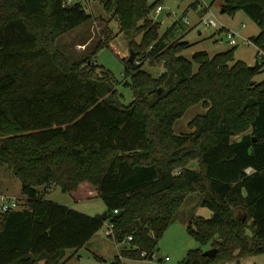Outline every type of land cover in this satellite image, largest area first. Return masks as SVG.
Segmentation results:
<instances>
[{
	"label": "trees",
	"instance_id": "1",
	"mask_svg": "<svg viewBox=\"0 0 264 264\" xmlns=\"http://www.w3.org/2000/svg\"><path fill=\"white\" fill-rule=\"evenodd\" d=\"M100 1L137 56L122 59L133 91L128 105L108 70L90 58L71 62L57 45L92 20L81 3L0 0V185L6 166L24 202L0 212V264H65L64 250L84 248L106 220L45 196L55 187L75 193L85 183L104 201L115 240L132 237L110 264L147 258L193 194L213 215L187 229L217 254L190 250L181 264H240L264 253V81L254 80L264 62L236 60V47L188 59L183 51L193 44L160 35L151 14L160 1ZM223 1V12L242 10L260 26L251 41L264 54V0ZM147 58L161 60L164 71L144 70ZM195 105L206 112L190 122V133L176 134V122Z\"/></svg>",
	"mask_w": 264,
	"mask_h": 264
},
{
	"label": "rangeland",
	"instance_id": "2",
	"mask_svg": "<svg viewBox=\"0 0 264 264\" xmlns=\"http://www.w3.org/2000/svg\"><path fill=\"white\" fill-rule=\"evenodd\" d=\"M159 1L162 10L167 11L160 26V35L168 34V43L174 41L192 43L193 46L183 51L186 58L190 59L198 51L204 50L213 56L221 51L236 47V60L243 61L249 66L264 62V54L260 53L251 41L252 37L260 33V26L244 11L238 10L233 14L223 12L225 6L223 0H148V3L153 4ZM75 2L82 4L86 13L92 16V20L60 37L57 42L59 49L66 54L71 62H81L90 58L100 68L108 70L110 75L120 83L118 92L122 95V103L130 104L133 100V91L125 85V66L122 61V59L129 60L130 47L124 34L119 30L118 22L112 12L105 10V5L100 0H75ZM201 5H205L208 9H202ZM206 14L217 21L216 27H207L200 22ZM185 16L188 17V23L181 21ZM227 29L239 34L238 46H233L228 42L225 34ZM106 40L110 42L109 45L94 54L99 43H105ZM137 41H141V36L137 38ZM141 65L144 70L154 76L164 71L163 62L154 58H147L141 62ZM254 80L258 83L263 82L264 71L257 74ZM205 112L206 110L202 105L189 108L184 117L176 122L174 126L176 134L190 133L192 131L189 126L190 122L194 117ZM190 168L197 169V163L192 162ZM84 185L94 188L88 183ZM81 187L82 185L79 188L83 191L81 194H77V192L65 193L60 188L55 187L46 194L45 198L90 216L95 217L104 213L106 211L104 201L99 197H92L89 189L86 190L85 187ZM0 192L18 199L23 198L21 182L6 166L1 167ZM20 203V209H23L24 202L20 200ZM238 211L241 212L242 210L238 209ZM212 215L213 212L203 206L200 195L188 196L153 252L147 258L142 254L141 259L125 258L123 259L124 264H181L187 258L190 250L200 249L205 252L212 249L211 243L200 242L187 229L193 220L197 218L209 219ZM108 226H111V222L106 220L103 228L78 252L74 249L64 250L60 263L101 264L96 256L102 258L106 264L112 263L119 255L120 248H129V242L126 240L120 244L115 240L114 235L107 236ZM249 234L251 233L249 232ZM153 254L156 256L155 259H151ZM166 258L169 259L166 260ZM39 264H45V261L42 260ZM226 264L235 263L228 262ZM240 264H264V253L244 258Z\"/></svg>",
	"mask_w": 264,
	"mask_h": 264
},
{
	"label": "built area",
	"instance_id": "3",
	"mask_svg": "<svg viewBox=\"0 0 264 264\" xmlns=\"http://www.w3.org/2000/svg\"><path fill=\"white\" fill-rule=\"evenodd\" d=\"M200 1V0H199ZM72 0H68V4H71ZM202 9H208V7H206L205 5H201L200 6ZM162 7H158L156 9L157 13H161ZM184 23H188V17H184L183 18ZM204 26L207 27H216L218 25L217 21L213 18H210L209 16H207V14L202 17L201 21H200ZM225 34L227 35L228 38V42L233 45V46H238V36L239 34L230 31L227 29V31H225ZM247 173H251L253 172L252 168H248ZM21 207V203H20V199H18L17 197L8 195L6 193L0 192V212L1 213H5V212H9V211H16L19 210ZM116 214H119V211H115ZM107 236H112L114 235V224H111V226H108V230L106 232ZM128 241L132 240V237H128V239H126ZM142 256H146L145 253L142 254ZM156 256L155 254H153L151 256V259H155ZM169 258H166V260H168Z\"/></svg>",
	"mask_w": 264,
	"mask_h": 264
},
{
	"label": "water",
	"instance_id": "4",
	"mask_svg": "<svg viewBox=\"0 0 264 264\" xmlns=\"http://www.w3.org/2000/svg\"><path fill=\"white\" fill-rule=\"evenodd\" d=\"M166 12L167 11H162L161 13H157L156 10H155L153 12L152 16L156 19V21L162 23L164 21V19H165ZM135 58H136V53L131 49L130 50L129 61L131 63H133L135 61ZM163 91H164V89L163 88H160L159 91H158V93L159 94H162ZM121 215H122V212H120L116 217L119 218ZM95 218L98 219V220H101V221H105L108 218V212L105 211L102 214H98V215L95 216ZM136 224H137L138 230H140L141 229V223H140V221H137ZM203 254L206 257L213 258L217 254V249L216 248H212V249H210L208 251H205Z\"/></svg>",
	"mask_w": 264,
	"mask_h": 264
},
{
	"label": "crops",
	"instance_id": "5",
	"mask_svg": "<svg viewBox=\"0 0 264 264\" xmlns=\"http://www.w3.org/2000/svg\"><path fill=\"white\" fill-rule=\"evenodd\" d=\"M72 3H75V0H72ZM190 43V42H189ZM192 44V43H191ZM229 50V49H228ZM204 51V50H203ZM224 51H226V50H224ZM221 52H223V51H221ZM83 187H85V185L83 184L82 185V187L81 188H83ZM85 189L86 190H90V192L92 193V197H98V193H97V191L94 189V188H90V187H88L87 185H86V187H85ZM81 192L83 193V191H82V189H79L78 191H77V194H81ZM76 193V192H75ZM236 212H237V215H238V217H240V218H242L243 217V212L241 211H238V209L236 210ZM88 244V243H87Z\"/></svg>",
	"mask_w": 264,
	"mask_h": 264
}]
</instances>
